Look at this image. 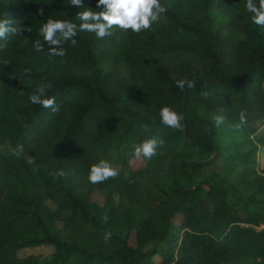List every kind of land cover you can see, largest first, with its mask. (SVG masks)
<instances>
[{"label": "trees", "instance_id": "1", "mask_svg": "<svg viewBox=\"0 0 264 264\" xmlns=\"http://www.w3.org/2000/svg\"><path fill=\"white\" fill-rule=\"evenodd\" d=\"M161 3L168 11L150 30L80 32L75 46L63 44L65 56L50 57L40 27L49 16L79 25L82 9L0 0V20L17 29L0 39V264H264V27L252 23L246 0ZM173 76L195 80V89L181 91ZM45 81L58 112L29 100ZM165 105L182 115V129L160 122ZM242 111L247 123L236 130ZM150 136L163 146L135 159L133 146ZM101 159L119 176L92 184L90 166ZM59 170L66 175L54 177ZM205 205L212 223L199 218ZM39 247L54 252L21 255Z\"/></svg>", "mask_w": 264, "mask_h": 264}, {"label": "clouds", "instance_id": "2", "mask_svg": "<svg viewBox=\"0 0 264 264\" xmlns=\"http://www.w3.org/2000/svg\"><path fill=\"white\" fill-rule=\"evenodd\" d=\"M68 3L77 6L82 10L76 15V19L80 21L79 25L74 23L72 19H53L48 17L46 22L39 29V36L43 37V42L49 46L48 55L50 57H63L67 54V49L63 44L71 41L75 46L78 41L75 37L80 32L95 33L98 39H103L113 35V28H119L122 31H131L139 34L142 31L150 30L152 25L158 22L161 17L167 13L168 8L161 3V0H98L97 9L83 4V0H68ZM246 10L251 13V21L255 25L264 27V0H258V5L254 0H246ZM39 14L43 15V9H40ZM31 32V27L26 29ZM17 29L12 27V20H0V39H5L9 33H16ZM44 43L40 39L34 41L33 47L37 52L44 50ZM5 45L0 44V49ZM30 69H25L26 74H30ZM176 86L184 91L195 89L196 81L187 78L176 79ZM52 88V84L47 81L41 83L30 95L29 100L33 105H40L45 109L51 108L52 111L58 112L59 106L56 104L55 97L47 96V91ZM23 92H21V95ZM160 122L167 127L173 129H182L181 121L183 119L177 111L170 106H163L159 112ZM225 117L217 115L213 117L216 127L224 123ZM247 123L246 115L242 111L239 114V120L234 125L236 130H241ZM144 130L148 131V125H143ZM164 141L155 136H150L143 139L138 144L133 146V157L135 159H151L156 155L158 147H162ZM23 153V145H18L12 150V154L20 157ZM34 164V158L28 161ZM63 170L53 173L54 177L65 176ZM119 176V171L113 167L111 162L106 159H101L98 163L90 166L88 180L92 184L102 183L108 179H114ZM127 178V173L125 174ZM107 221V217L104 218ZM112 238V233L104 234V242L107 243Z\"/></svg>", "mask_w": 264, "mask_h": 264}, {"label": "rangeland", "instance_id": "3", "mask_svg": "<svg viewBox=\"0 0 264 264\" xmlns=\"http://www.w3.org/2000/svg\"><path fill=\"white\" fill-rule=\"evenodd\" d=\"M224 107H226V106L224 105ZM253 112H255V114L257 116H261V114H262V108L258 107V109L255 110V111H253ZM257 125H258V123H257ZM263 132H264V128L261 129L260 133L262 134ZM140 163L142 165L137 164L136 165L137 168L138 167L139 168H142V167L145 166L143 162H140ZM258 163H259V165H258L259 171L264 174V146H260ZM214 171L215 170H212L209 173H213V175L215 177H218V174H220V173L214 172ZM5 174H6V176L9 175V171H7ZM99 196L100 195L98 193L94 194L93 200L96 201V202H98V203H100V204H102V202H103L102 200L103 199H101L102 197L100 196L101 197L100 198ZM5 201H7V199H5ZM238 213H239L238 219L240 221L243 220V217L244 216H243L242 212L239 210ZM198 214H199L200 220L202 219L205 222L208 221L209 223H212V218H211V214H210V211H209V207L208 206L205 205V206L199 207ZM181 220L182 219H180V218L179 219H176L175 220V223L177 222L179 224L181 222ZM188 224L190 226H192L191 223L188 222ZM240 227H243V226L240 225ZM242 232L243 231H241V228H237L235 230V234H241ZM131 244H133V245L135 244L134 235L131 237ZM53 252H54V249L52 247H39V248H35V249L25 250V251L21 252V255L22 256H35V257H38L40 259H49L52 256ZM176 264H192V261L189 260V259H183V260L182 259H179Z\"/></svg>", "mask_w": 264, "mask_h": 264}, {"label": "built area", "instance_id": "4", "mask_svg": "<svg viewBox=\"0 0 264 264\" xmlns=\"http://www.w3.org/2000/svg\"><path fill=\"white\" fill-rule=\"evenodd\" d=\"M259 230H264V226H261V227L259 228Z\"/></svg>", "mask_w": 264, "mask_h": 264}]
</instances>
